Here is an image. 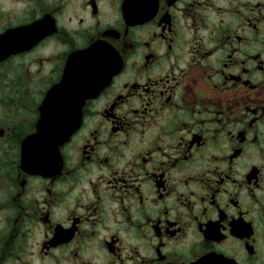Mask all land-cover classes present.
<instances>
[{
	"label": "flooded vegetation",
	"instance_id": "1",
	"mask_svg": "<svg viewBox=\"0 0 264 264\" xmlns=\"http://www.w3.org/2000/svg\"><path fill=\"white\" fill-rule=\"evenodd\" d=\"M0 264H264V0H0Z\"/></svg>",
	"mask_w": 264,
	"mask_h": 264
},
{
	"label": "water",
	"instance_id": "2",
	"mask_svg": "<svg viewBox=\"0 0 264 264\" xmlns=\"http://www.w3.org/2000/svg\"><path fill=\"white\" fill-rule=\"evenodd\" d=\"M88 94L73 84L72 78L66 77L52 87L40 107L37 132L39 148L43 153L56 151L77 128L83 100Z\"/></svg>",
	"mask_w": 264,
	"mask_h": 264
}]
</instances>
